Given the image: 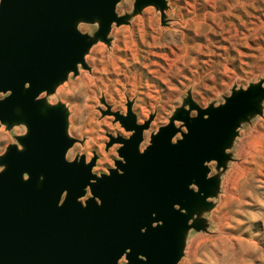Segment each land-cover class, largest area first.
<instances>
[{
    "label": "water",
    "instance_id": "obj_1",
    "mask_svg": "<svg viewBox=\"0 0 264 264\" xmlns=\"http://www.w3.org/2000/svg\"><path fill=\"white\" fill-rule=\"evenodd\" d=\"M118 2L0 0V94L7 95L0 101V123L22 122L28 129L19 140L24 150L10 148L0 158V264H176L191 212L206 204L216 186L205 164L225 160L238 123L264 98L263 88L251 87L239 92L247 96L227 104L234 94L217 108L190 103L194 118L187 111L174 118L185 128L181 139L172 143L178 130L170 123L142 152L151 119L137 125L129 108L126 116L108 112L132 133L110 137L109 146L121 145L114 169L97 177L91 172L95 158L67 162L73 141L64 109L36 99L83 64L91 42L76 31L77 22L98 20L96 37L104 40L111 25L122 22L115 15ZM149 5L161 13L165 8L163 0H135L136 10ZM69 190L71 197L64 194ZM87 190L91 197L82 203ZM151 209L163 225L153 219L155 227H149L156 214L150 216Z\"/></svg>",
    "mask_w": 264,
    "mask_h": 264
},
{
    "label": "rangeland",
    "instance_id": "obj_2",
    "mask_svg": "<svg viewBox=\"0 0 264 264\" xmlns=\"http://www.w3.org/2000/svg\"><path fill=\"white\" fill-rule=\"evenodd\" d=\"M163 1L161 13L119 0L115 15L122 22L113 23L104 40L96 37L98 20L77 22L76 31L91 42L83 64L36 99L64 109L73 141L65 160L95 158L97 177L120 160L121 145L109 146L110 137L132 134L108 112L126 116L129 108L137 125L151 119L142 152L170 123L178 130L172 143L181 139L186 131L174 118L181 111L194 118L190 103L208 110L251 87L264 89V0ZM27 131L22 122L0 123V158L10 148L23 151L19 140ZM224 155L220 165L205 164L216 186L191 212L176 264H264V98L238 123ZM90 197L87 190L80 201Z\"/></svg>",
    "mask_w": 264,
    "mask_h": 264
},
{
    "label": "snow or ice",
    "instance_id": "obj_3",
    "mask_svg": "<svg viewBox=\"0 0 264 264\" xmlns=\"http://www.w3.org/2000/svg\"><path fill=\"white\" fill-rule=\"evenodd\" d=\"M22 87H24V88H28L29 85H28V83H23V84H22ZM3 91H4V89H3V90H0V92H3ZM243 96H247V93H239L236 97H233L232 99H230V100L227 102V104H232L233 102L237 101L240 97H243ZM226 106H227V105H226ZM173 143H175V141H173ZM3 171H4V169H3V168H0V173H2ZM42 178H43V177H42ZM24 179L27 180L28 177L25 176ZM190 183H191V182H190ZM63 192H64L63 188L59 189V191H58V200H57V201H59L60 194L63 193ZM64 194H65L66 196H68V197H71V190H69V192L64 193ZM173 203H175V204H177V205L179 206V201H173ZM153 212H155L156 214H155V216H154L152 219H150V220L148 221L149 227H155V225L153 224V219H154V220H157V221H160L161 225H163V223H164L163 217H162V216L159 214V212H157L155 209H151L150 212H149V215L151 216V214H152ZM139 229H144V225L141 224V225L139 226ZM139 229H138V231H139ZM147 235H148V232L145 231V232H144V236L146 237Z\"/></svg>",
    "mask_w": 264,
    "mask_h": 264
},
{
    "label": "bare ground",
    "instance_id": "obj_4",
    "mask_svg": "<svg viewBox=\"0 0 264 264\" xmlns=\"http://www.w3.org/2000/svg\"><path fill=\"white\" fill-rule=\"evenodd\" d=\"M59 86V85H58ZM47 107L49 106V105H46Z\"/></svg>",
    "mask_w": 264,
    "mask_h": 264
}]
</instances>
